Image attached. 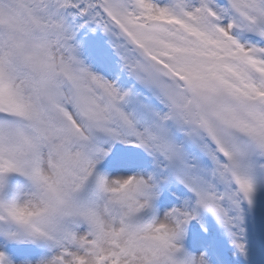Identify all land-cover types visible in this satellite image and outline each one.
<instances>
[{"label": "snow or ice", "instance_id": "6c2138e0", "mask_svg": "<svg viewBox=\"0 0 264 264\" xmlns=\"http://www.w3.org/2000/svg\"><path fill=\"white\" fill-rule=\"evenodd\" d=\"M0 264H264V0H0Z\"/></svg>", "mask_w": 264, "mask_h": 264}]
</instances>
